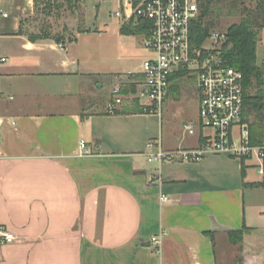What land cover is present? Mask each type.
Masks as SVG:
<instances>
[{"label":"crops","instance_id":"crops-1","mask_svg":"<svg viewBox=\"0 0 264 264\" xmlns=\"http://www.w3.org/2000/svg\"><path fill=\"white\" fill-rule=\"evenodd\" d=\"M37 12L36 0H0V225L18 237L0 242V264H264V174L256 158L147 157L150 140L177 151L212 134L199 123L197 80V117L180 114L176 129L170 119L186 105L170 97L184 73L173 78L162 118L132 105L110 115V101L97 97L129 71L101 70L102 52L112 51L90 34L100 21L92 28L85 19L61 50L55 39L29 38ZM118 38H128L121 28ZM95 75L106 79L86 85ZM242 230L243 242L232 243L229 232Z\"/></svg>","mask_w":264,"mask_h":264},{"label":"built area","instance_id":"built-area-1","mask_svg":"<svg viewBox=\"0 0 264 264\" xmlns=\"http://www.w3.org/2000/svg\"><path fill=\"white\" fill-rule=\"evenodd\" d=\"M200 3L201 0L121 1L115 17L122 25L144 31L139 36L144 38V46L152 56L143 61L138 71L114 77L112 100L106 111L116 115L126 105H132L142 115L162 118L173 78L184 73L197 80L199 123L212 134L197 148L177 151H167L160 139L150 140L147 143L148 159L159 163L199 162L210 155L226 154L236 158H256L260 162V174H264V144H252L248 125L242 123L243 74L230 67L222 56L228 41L227 33L211 31L202 44L193 39L192 28L201 15ZM2 15L8 17L7 13ZM59 48L66 50L65 43H59ZM236 127L239 128L237 133L234 132ZM184 131L194 134L195 127L184 125ZM80 149L81 155L87 154L85 141H81ZM17 241L15 233L0 225L1 243ZM153 242L160 244L158 238Z\"/></svg>","mask_w":264,"mask_h":264},{"label":"rangeland","instance_id":"rangeland-1","mask_svg":"<svg viewBox=\"0 0 264 264\" xmlns=\"http://www.w3.org/2000/svg\"><path fill=\"white\" fill-rule=\"evenodd\" d=\"M121 1L109 0L101 2L100 0H83L80 3L79 0H37L38 12L28 27V33L37 35L41 39L52 38L57 41L60 40L66 44L74 41L77 33L85 29L83 24L85 19L87 20V24L92 28H94V24L97 26L96 22L99 20L100 30L95 28L90 34H94L96 37L100 35L99 41L102 49L105 51L110 49L112 51L110 54L102 52L100 56L103 61L101 63V70L106 71L113 68V72L120 73L136 71L143 61L152 56V53L145 48L144 38L142 36L130 35L127 36L128 38H118L122 23L115 17V13L120 10ZM219 1L221 0H213L211 14L207 18L208 22L214 24L211 29L212 31L227 33L231 25L237 24L247 17H251L255 22L257 20V24L253 29L258 31L257 25L262 23L261 20L256 19L259 17V13L256 10L258 0H237L238 7L232 16L228 15L231 10V0H224L226 4L222 1L217 3ZM105 22L109 23V26H105ZM258 33V64L263 66L264 28L259 30ZM111 36H113V40ZM107 59H113V66L105 65L107 62L104 60ZM105 79L104 75H95L86 81V85L91 84L95 88L97 82L100 83L101 81H105ZM176 82L179 85L178 93L176 91L173 92L170 100H174V97H177L186 107L182 105L180 106L181 110L179 109V112L176 111L173 113L174 115L170 119L173 126L172 129H176V125L182 117L186 120L196 118L198 112V103L196 101L193 102V90L196 88V78L181 74ZM97 98L101 105H105L108 101L112 100V93L110 94L106 90L105 93L99 94ZM180 114L182 117H180ZM252 121L253 117L250 118V122ZM155 125L153 121L152 124L148 125L151 131L156 129ZM241 261L242 259L238 261L239 264Z\"/></svg>","mask_w":264,"mask_h":264},{"label":"trees","instance_id":"trees-1","mask_svg":"<svg viewBox=\"0 0 264 264\" xmlns=\"http://www.w3.org/2000/svg\"><path fill=\"white\" fill-rule=\"evenodd\" d=\"M221 1L224 2V0ZM213 3V0H201V15L192 28L193 39L196 43H204L212 31L214 24L208 22L207 18L211 14ZM237 3V0H231L229 16L237 10ZM256 10L259 13L256 19L262 21L260 25H257L259 31L264 28V0H258ZM218 11L221 12L219 9ZM256 22L251 17H247L231 25L227 30L228 41L222 49V56L230 67H234L243 74L245 100L242 122L248 125L252 144L262 145L264 144V65L260 66L257 60L259 33L253 29ZM143 33L142 29H134L131 25L124 24L121 27V34L126 36H139ZM29 38L33 41L41 39L32 34ZM58 42L62 41L58 40ZM251 117H253L252 122H250ZM243 235L244 230L229 232L230 240L234 244L242 243Z\"/></svg>","mask_w":264,"mask_h":264}]
</instances>
